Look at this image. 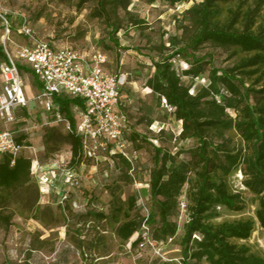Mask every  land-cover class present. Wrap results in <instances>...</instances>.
Segmentation results:
<instances>
[{
  "label": "trees",
  "instance_id": "trees-1",
  "mask_svg": "<svg viewBox=\"0 0 264 264\" xmlns=\"http://www.w3.org/2000/svg\"><path fill=\"white\" fill-rule=\"evenodd\" d=\"M143 1L149 6L162 1L172 6L190 2ZM89 6L90 18L108 29L109 40L115 47L121 49L117 35L124 29H136L142 34L149 31L146 22L129 11L130 0H79L77 10ZM185 18H192L193 23L184 27L182 39L172 38L171 48L164 42L155 48L160 58L152 60L155 72L146 86L165 101L175 121L181 124L177 142L195 141L196 145L178 154L186 156L178 166L163 148L155 149L158 167L150 193L156 209L148 220L150 234L160 245L173 242L179 231L181 203L185 201L187 222L180 242L181 260L165 264H264L263 258L240 244L251 240L257 225L264 232V0H202L186 12ZM152 33L153 30L146 36L148 41ZM206 48L213 52L198 57ZM217 51L228 52L225 62H233L231 68L221 67L215 58ZM0 58L6 61L3 47ZM177 58L190 64L182 75L173 65ZM204 72L209 74L208 81L199 89L194 90L192 84L183 81V77L195 81ZM55 102L71 123V132L59 137L72 152L66 169L78 174L79 168L89 161L84 158L81 139L75 134L73 108L83 110L84 104L66 95L57 97ZM55 132L56 129L48 133L52 136ZM20 133L15 136L16 142L25 147L26 134ZM131 139L135 143L142 137L134 134ZM124 164L126 171L131 172L130 164ZM237 174L242 176L241 186L256 200L255 219L219 222L221 211L241 213L246 209L243 192L232 183ZM32 175L31 158L2 156L0 206L10 193L29 186ZM124 178L132 185L128 175ZM122 189L119 185L111 188L109 213L94 217L109 222L116 237L129 243L138 237L145 213L136 196L122 199ZM137 209L141 214L136 213ZM65 211L71 216L69 206ZM4 221L9 224L10 218ZM138 242L133 245L137 247Z\"/></svg>",
  "mask_w": 264,
  "mask_h": 264
},
{
  "label": "rangeland",
  "instance_id": "rangeland-1",
  "mask_svg": "<svg viewBox=\"0 0 264 264\" xmlns=\"http://www.w3.org/2000/svg\"><path fill=\"white\" fill-rule=\"evenodd\" d=\"M79 0H0V6L9 14L11 35L2 25L0 19V47L15 52L28 44L22 28L26 24L32 28L37 38L49 43L57 49L69 48L78 53L101 52L107 57L105 71L113 74H124L127 78L125 87L120 92V112L128 118V131L124 142L130 144L127 153L138 152V162L133 172L126 171L124 162L114 157L106 161H89L79 168L82 187L79 190L60 189L65 185V175L60 178L57 188L68 196L65 207L71 208V216L66 212L67 223L58 221V195L50 193V201L44 185L40 187L41 174L49 169V164L59 163L58 167L66 169L72 158L71 148L62 144L60 136H66L65 128L54 122L37 104L38 90L34 77L29 69L22 72L27 96L30 104L17 117L28 123L5 126L0 121V132L8 129L16 137L26 134L25 150L21 155L32 159L33 175L29 186L12 192L7 201L0 206V264H165L181 260L180 242L187 222L185 212H181L177 220L179 231L176 239L160 245L162 255L152 250L139 251L133 245L137 235L129 243L121 242L115 235L109 222L100 221L94 215L110 210L112 197L110 189L115 185L123 187L122 199L141 196L146 207L154 213L156 204L151 198L150 183L154 171L158 167L156 148H163L170 154L175 166L186 158L178 157L181 152L193 148L195 141L177 142L181 132V124L173 118L165 101L160 100L147 88L146 82L154 75L152 60H159L160 55L155 48L162 42L171 48L172 38L182 39L184 27L192 24V18H185L186 12L202 0H190L177 6L162 1L149 6L143 0H130L129 11L136 13L149 26L143 34L136 29H124L117 38L121 49L109 40L108 29L100 22L90 18L91 6L83 11L77 10ZM151 40L146 36L150 31ZM107 48H111L108 50ZM125 48H130L125 51ZM206 48L197 56L212 53ZM215 53V52H214ZM216 60L221 67L231 68L233 62H225L228 52L217 51ZM4 61L0 58V67ZM173 65L180 75L190 69V64L183 59H175ZM208 72H204L195 81L183 77L186 85H193L194 90L201 88L208 81ZM2 81L0 77V93ZM26 112V113H25ZM56 129L52 136L49 130ZM137 134L142 139L132 141ZM62 172L60 171V174ZM63 174V173H62ZM128 175L132 185L124 182ZM242 176L235 175L232 183L235 189L243 192L246 209L241 213L221 211L219 222L255 219L257 203L255 198L241 186ZM138 204V203H137ZM139 205V204H138ZM140 206V205H139ZM141 208V207H140ZM142 210V208H141ZM143 211V210H142ZM136 213L141 214L137 209ZM10 218L6 224L4 218ZM247 245L253 254L264 259V232L257 225L256 232Z\"/></svg>",
  "mask_w": 264,
  "mask_h": 264
},
{
  "label": "built area",
  "instance_id": "built-area-1",
  "mask_svg": "<svg viewBox=\"0 0 264 264\" xmlns=\"http://www.w3.org/2000/svg\"><path fill=\"white\" fill-rule=\"evenodd\" d=\"M0 19L7 36L11 35L9 14L0 6ZM22 33L28 44L15 52L5 46L6 61L0 67L2 90L0 93V121L5 126L18 123H28V119L18 120L17 115L24 111L30 101L26 94L25 84L20 67L31 71L40 85L36 97L37 104L54 122L71 132V123L55 99L66 95L78 99L84 104V109L74 112L76 120L75 134L81 139L83 156L88 161H99L102 157H114L130 164L134 171L138 162V152L132 151L124 136L128 131V118L120 112V92L127 83L126 75H113L105 71L107 58L101 52L94 54L78 53L69 48L54 50L47 42L37 38L32 28L23 25ZM25 147L17 144L15 135L5 129L0 132V158L4 155L18 157ZM60 171L63 173L60 174ZM56 174L45 176L40 186L54 192L60 198L58 214L65 211V201L68 196L60 192L56 183L62 175L72 190L82 187V179L78 174L56 167ZM150 189V186L147 185ZM137 202L145 213V222L138 234L139 251L152 250L158 256L162 255L160 244L152 240L149 227L150 210L146 201L139 196ZM181 211H186V203H181Z\"/></svg>",
  "mask_w": 264,
  "mask_h": 264
},
{
  "label": "crops",
  "instance_id": "crops-1",
  "mask_svg": "<svg viewBox=\"0 0 264 264\" xmlns=\"http://www.w3.org/2000/svg\"><path fill=\"white\" fill-rule=\"evenodd\" d=\"M106 56V55H105ZM107 58V57H106ZM108 61V60H107ZM107 64V63H106ZM105 64V65H106ZM104 69H105V66H104ZM33 75V74H32ZM34 77V76H33ZM35 78V77H34ZM28 88V87H27ZM27 88H26V90H27ZM37 90H38V92H40V88H37ZM26 94H28L27 92H26ZM39 94V93H38ZM28 97V96H27ZM29 99V98H28ZM30 104V103H29ZM29 106V105H28ZM28 108V107H27ZM26 108V109H27ZM78 111H80L79 109H76V108H73V112H78ZM110 156H108V158H109ZM103 159V158H102ZM102 159H101V162H102ZM103 161H106V158H104L103 159ZM50 166H49V169L48 170H46V171H44L42 174H41V180L45 177V176H50L51 174H56V172H54L55 170H56V167H58V165H59V163H51V164H49ZM78 175H79V173H78ZM60 181V180H59ZM59 181L56 183V185H58V183H59ZM41 187V186H40ZM65 187H66V189L68 188L69 189V187L67 186V183L65 182V185H61L60 184V189H65ZM42 188V187H41ZM42 189H44V188H42ZM46 189V188H45ZM70 190V189H69ZM61 191V190H60ZM47 192H48V195H46V199L48 200V201H50V197H51V195H50V193L52 194V192H50V191H48L47 190ZM53 195H56L54 192H53Z\"/></svg>",
  "mask_w": 264,
  "mask_h": 264
},
{
  "label": "bare ground",
  "instance_id": "bare-ground-1",
  "mask_svg": "<svg viewBox=\"0 0 264 264\" xmlns=\"http://www.w3.org/2000/svg\"><path fill=\"white\" fill-rule=\"evenodd\" d=\"M57 218L61 225H65L67 223L68 218L66 213L61 212V214H58Z\"/></svg>",
  "mask_w": 264,
  "mask_h": 264
}]
</instances>
